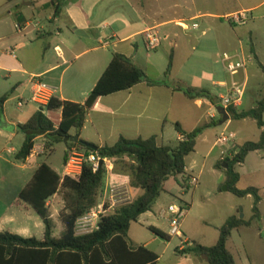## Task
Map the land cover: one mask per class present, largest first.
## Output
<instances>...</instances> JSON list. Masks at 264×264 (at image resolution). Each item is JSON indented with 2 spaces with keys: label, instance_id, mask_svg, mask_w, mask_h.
Returning <instances> with one entry per match:
<instances>
[{
  "label": "rangeland",
  "instance_id": "1",
  "mask_svg": "<svg viewBox=\"0 0 264 264\" xmlns=\"http://www.w3.org/2000/svg\"><path fill=\"white\" fill-rule=\"evenodd\" d=\"M19 2L30 4L32 0H19ZM101 4L100 9L103 13H99L98 21L103 22H99L98 31L99 33L107 32L109 36L113 32H117V25L122 22L126 25V30L129 29L128 31L139 29L142 17L145 16L148 19H160V21L178 17V19H182L177 23L186 22L191 28L193 24L199 25L197 30L191 29L187 32L182 31L177 24L157 28L162 36V44L155 51L146 48L144 36L136 37L142 65L145 66L147 62L155 65L157 69L166 67L171 54L169 46L171 40L164 39L167 31L172 29L174 33L179 34L180 38L189 33L194 37L195 42H199L201 45L196 52H192L195 59L185 65L183 63L177 65L174 70V75L177 78L186 80L192 87H199L201 81L198 79L201 78L203 82L205 79H219L231 84L233 79L243 82L247 74L249 81L245 100L238 110H249L264 98V71L260 67V64L264 66V0H108ZM243 11L246 13L242 14ZM105 12H107V18L104 16ZM236 12L243 16L225 17L228 13ZM195 16L197 17L193 19ZM105 22L111 26L109 29L102 30ZM235 25L237 27H234ZM111 42L108 49L111 54L119 51L118 49L121 47L130 48L131 44L130 42L120 44L119 39H114ZM114 43L120 44V47L115 48ZM98 46L101 47L99 44ZM252 48L255 49L258 60L252 53ZM224 52H228L230 55L238 53L236 56L246 62V71L242 70L239 75L233 78L224 69L222 56ZM146 68L147 70H143L149 78L154 77L156 69L151 66ZM0 82H5V80L0 79ZM202 86L207 90H212L218 97L225 94L223 88L214 87L211 82H204ZM219 101L220 99L217 98V103ZM29 106L41 109L31 101H29ZM26 108L27 106L23 110H19L16 102L9 104V111L14 115H20L23 120L29 115V109ZM205 113L206 109L202 112L191 113L190 111L185 127L193 131L203 125ZM231 121V125H228V122L224 125L219 123L206 133L209 142L204 143L201 139L196 154L188 159L190 166L194 165L193 177L198 179V184L191 185L190 176H180L178 181L169 180L166 183L167 190L161 194L152 211L143 215L138 223L132 224L130 229L132 242L157 253L161 257L159 264H209L203 259L199 261L200 259L194 256L182 257L184 254L176 251L182 246L185 249L189 247L185 242L187 239L206 247L214 246L219 240L220 228L233 216L250 223V225L234 231L228 244L238 264H264V159L262 158L264 151L251 153L245 163L236 166V171L242 175L238 184L239 189L248 187L260 189L262 201L259 204V218L254 217L255 198L251 195L239 198L231 192L225 191V187H227L225 170L227 169H217L219 163L234 157L237 146L258 141L262 130L252 119ZM226 131L234 132L237 136L236 141L226 145H217L211 151L218 137ZM19 145V140H16L10 144V147L18 148ZM227 148L230 150L226 151ZM222 151L224 155L222 153V161H220ZM80 152L84 153L85 151ZM66 153L70 155L66 145L60 143L55 146L54 153L49 154V156L52 155L48 158L49 160L44 159L52 164L62 176L65 171ZM0 155V229L13 230L19 234L21 233L19 229L25 227L30 230L26 234L27 237L39 238L44 232L41 218L34 211H26L15 204L21 191L31 181L35 171L30 169V166L24 169L21 164L15 163L13 155L9 154L7 150L0 151ZM110 177L111 175H106L105 185L100 191V205L104 204L106 208H110L112 204L110 190L112 188L115 190L116 206L132 202L138 197L128 187L121 185L122 183H109ZM139 192L143 193L141 190ZM171 205L183 206L188 210L181 222L183 236H172L170 241H166L153 234L150 227H156L170 235L168 208ZM116 206L109 209L105 216L113 214ZM49 209L55 225L54 236L60 237L64 231L60 217V213L64 209L63 191L58 193L56 199L49 204ZM10 219L12 224L9 222Z\"/></svg>",
  "mask_w": 264,
  "mask_h": 264
},
{
  "label": "trees",
  "instance_id": "2",
  "mask_svg": "<svg viewBox=\"0 0 264 264\" xmlns=\"http://www.w3.org/2000/svg\"><path fill=\"white\" fill-rule=\"evenodd\" d=\"M9 3L15 0H5ZM56 9L55 15L59 13ZM252 52L255 53L254 49ZM258 60V57H255ZM174 57L170 56L166 77L171 73ZM264 71V66L260 64ZM146 82L150 86L165 85L164 81L151 80L144 70L134 64L131 58L115 53L112 60L100 77L96 86L90 92L85 104L64 101L54 96L46 108H41L24 125H19L25 135V141L16 155L18 161L29 158L39 137H44L45 156L54 153L57 144L73 136L80 135L88 114L94 110L100 99ZM185 95L191 100L208 99L217 105V97L207 90L198 91L187 88ZM8 96L0 98V123L3 105ZM231 120L252 119L262 130L260 139L237 146L234 157L228 158L217 165V169L225 170L228 191L239 198L253 196L255 198L254 217H260L259 204L262 201L260 189L248 187L239 189L241 180L236 166L243 164L252 152L264 151V98L249 110L239 111L228 108ZM221 122L219 117L209 124L202 125L192 132H187L178 123L176 131L182 140L177 146H159L156 138L129 140L121 137L110 147L94 149L95 146L82 139L77 143H67V151L77 148L86 153H94L112 160L116 174L128 176L130 187L141 190L132 202L116 207L113 214L103 216L99 229L88 235L79 236L76 232L77 221L99 205V194L105 185L107 170L105 164L94 172L92 166L84 163L82 172L76 177L60 176L46 162L35 171L31 181L21 191L16 201L17 207L26 211H34L44 224L41 237H24L11 230L0 231V264H159L160 256L143 245L134 244L130 238V229L139 218L152 211L157 200L165 191L166 183L172 178L186 176V159L196 151L198 138L209 128ZM68 153V152H67ZM66 153L64 165L69 160ZM113 171V172H114ZM63 191L64 209L60 213L64 231L60 237L54 236V221L52 219L49 201ZM245 220L233 216L220 228L219 240L211 247L193 242L183 251L185 255L199 257L209 264H237L235 256L229 250L228 244L234 231L248 226ZM157 237L170 241L171 236L164 231L150 227Z\"/></svg>",
  "mask_w": 264,
  "mask_h": 264
},
{
  "label": "crops",
  "instance_id": "3",
  "mask_svg": "<svg viewBox=\"0 0 264 264\" xmlns=\"http://www.w3.org/2000/svg\"><path fill=\"white\" fill-rule=\"evenodd\" d=\"M3 1L0 0V79H4L5 82H0V98L4 96H8V98L3 105L1 113L0 151L7 150L9 154L13 155L15 163L21 164L24 169L30 166V169L36 171L42 163L46 162L60 175L59 171L47 162L52 155L45 156V152L40 156L28 158L25 161L16 159V155L25 141V135L20 131L19 125L26 124L39 111L38 108L29 106V101H31L32 97L31 78L40 76L41 80L54 90L53 97L57 96L64 101L85 104L90 92L96 86L100 77L109 66L113 54H115L109 53L108 50L111 46V41L114 39H119L120 44L131 43L130 48L121 47V49H118L120 44L114 43L115 48L119 50L116 53L131 58L134 64L142 70H147L146 67L148 66L153 67L157 72L150 79L164 81L167 86H150L144 82L128 91L100 99L94 110L88 114L86 124L80 135H78L80 139L99 148L113 146L121 137L129 140L156 138L159 146L175 147L182 140V136L176 131V124L179 123L185 131L192 132L185 127L187 115H189L190 111L194 113L196 111L202 112V110L206 109L203 125L218 119L216 107L220 106L223 95L216 96L212 90H207L202 84L211 82L212 86L223 88L226 94L231 84L237 82L234 79L231 84L219 79H205L203 82L201 78L198 79L201 81V85L192 87L186 80L177 78L174 75L177 65L181 63L185 65L195 59L192 52H196L201 44L195 42L194 37L189 33H184L183 38H180L179 34L174 33L172 29H169L164 36L165 40H171L169 46L174 57L170 75L168 77L165 75L168 65L163 67V69H157L155 65L150 63L146 62L147 66L140 63L139 46L136 37L143 36L144 31L148 28L159 29L172 24L176 25L182 18L178 19L177 17V19L160 21V19L151 20L145 16L142 17L139 29L128 31L129 29L126 30V25L122 22L117 25V32H113L109 36L107 32L101 31L99 33L98 31L99 22H103L98 21L99 13H103L100 5L108 0H32L30 4L19 2V0L11 3ZM56 9L60 11L57 15H55ZM241 13L244 14L246 11ZM242 14L237 12L228 13L225 17L233 15L243 16ZM104 16L108 17L107 12H105ZM196 17H193V19ZM110 26L111 24L105 22L102 30L104 28L109 29ZM234 27L237 26L235 25ZM224 54L230 53L224 52L223 58ZM253 54L258 57L256 52ZM235 55H238V53ZM245 78L248 79L247 74ZM85 85L86 88H84ZM180 88H192L198 91L207 90L212 96L219 98L220 101L217 105H214L205 98L191 100ZM20 100H24L26 102L24 107L27 106L26 109H29V115L24 119L26 120L25 122L20 115H14L9 111V104L16 102L18 108ZM23 108L18 109L23 110ZM231 122L230 120L227 124L231 125ZM212 128L206 130L198 138L196 151L201 139H203L202 142L204 143L209 142L206 133ZM72 134L73 136L76 135L75 132H72ZM16 140H19L20 147H10V144ZM36 143L45 145L44 137H39ZM216 146L217 142L214 143L211 151ZM229 150L230 148H227L226 151ZM196 151L186 159V176H194V165L190 166L188 159L196 154ZM222 153L223 151L220 155V161H222ZM262 158L264 159V155ZM44 159H47V161ZM64 170L63 176L60 175L62 177L66 176L65 165ZM240 176L242 178L241 174ZM179 177L171 180L178 181ZM110 182L112 184L122 183L121 185L128 187L131 192L141 195L139 190H133L130 187L128 176L113 172L109 179ZM165 190H167L166 185ZM57 196L55 195L49 201V204ZM9 222L12 224L11 219ZM38 225L40 224L38 223ZM0 231L5 230L0 229ZM19 231L21 232L19 235L27 237L26 234L30 230L23 227ZM185 242L190 246L194 241L187 239ZM178 249L183 251L185 247L182 246ZM189 256L184 254L182 257L188 258ZM197 259L201 261V258L197 257Z\"/></svg>",
  "mask_w": 264,
  "mask_h": 264
},
{
  "label": "built area",
  "instance_id": "4",
  "mask_svg": "<svg viewBox=\"0 0 264 264\" xmlns=\"http://www.w3.org/2000/svg\"><path fill=\"white\" fill-rule=\"evenodd\" d=\"M177 26L184 31H190L191 29L197 30L199 28L198 24H193L192 28L186 22H179ZM145 46L150 51L157 50L162 44V36L157 28H148L143 33ZM223 64L226 71L231 76H237L244 70L246 71L247 65L243 59L238 56L224 54ZM32 97L31 101L41 108H46L53 98L54 90L43 82L40 76H33L30 81ZM248 86V79L245 78L243 82H233L229 87L227 93L221 97L220 106L225 109L228 108H239L244 104L246 89ZM26 102L20 100L18 102V108L21 109L25 106ZM236 134L234 132H224L217 139V145H226L236 141ZM45 152V145L35 144L31 155L29 158L37 157ZM224 155V153H223ZM102 157L94 153H82L77 148H72L70 150L69 160L66 165V175L71 177H76L81 174L82 167L84 163H88L92 166L94 172L98 171L100 168V161ZM104 164L107 170V175H111L114 171V164L112 160L104 158ZM190 184H198V179L191 176ZM111 206L106 208L103 204H99L95 209L88 212L86 215L81 217L76 224V232L79 236L88 235L93 233L95 230L99 229V223L103 216L106 215L109 209L116 206L117 201L115 198V190L112 188L110 190ZM117 207V206H116ZM170 212L169 224H170V236L182 237L181 222L185 217L187 209L183 206L171 205L168 208Z\"/></svg>",
  "mask_w": 264,
  "mask_h": 264
},
{
  "label": "water",
  "instance_id": "5",
  "mask_svg": "<svg viewBox=\"0 0 264 264\" xmlns=\"http://www.w3.org/2000/svg\"><path fill=\"white\" fill-rule=\"evenodd\" d=\"M216 110L218 112V115L220 116L221 118V122H220V125H224L225 123L229 122L231 120V116L230 114L228 113L227 109H225L224 107L222 106H217L216 107ZM80 138L78 135H74V136H71V137H68L64 140V143L67 144V143H77L79 142ZM91 148H94V149H98L96 146H90ZM101 157H102V160L100 161V166H103L104 165V158H105V153L104 151L102 150L101 151ZM223 168L225 169H228V165L227 164H224L223 165ZM225 191H228V188L225 187Z\"/></svg>",
  "mask_w": 264,
  "mask_h": 264
}]
</instances>
